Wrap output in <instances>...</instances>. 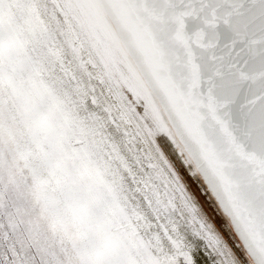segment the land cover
<instances>
[{"label": "snow or ice", "instance_id": "6c2138e0", "mask_svg": "<svg viewBox=\"0 0 264 264\" xmlns=\"http://www.w3.org/2000/svg\"><path fill=\"white\" fill-rule=\"evenodd\" d=\"M209 260L264 264V0H0V264Z\"/></svg>", "mask_w": 264, "mask_h": 264}, {"label": "bare ground", "instance_id": "6f19581e", "mask_svg": "<svg viewBox=\"0 0 264 264\" xmlns=\"http://www.w3.org/2000/svg\"><path fill=\"white\" fill-rule=\"evenodd\" d=\"M184 175L185 182L186 184H188L189 190L196 194V196L199 198V202L202 205L203 210L209 215L212 222L216 224L217 229L221 231V234L224 235L225 232L222 226V221L218 218V215L215 213V205H213L211 199L203 193L202 186L198 181L189 177L186 173ZM225 238L228 239L230 246L234 245V240L230 238V234L226 235ZM201 260H203V257H201ZM208 264H212L211 260L208 261Z\"/></svg>", "mask_w": 264, "mask_h": 264}, {"label": "water", "instance_id": "95a60500", "mask_svg": "<svg viewBox=\"0 0 264 264\" xmlns=\"http://www.w3.org/2000/svg\"><path fill=\"white\" fill-rule=\"evenodd\" d=\"M214 205V204H213Z\"/></svg>", "mask_w": 264, "mask_h": 264}]
</instances>
